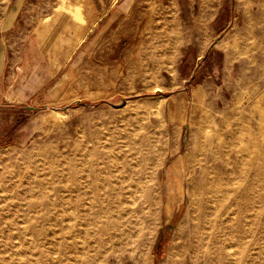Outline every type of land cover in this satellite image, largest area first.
I'll list each match as a JSON object with an SVG mask.
<instances>
[{"label": "rangeland", "instance_id": "rangeland-1", "mask_svg": "<svg viewBox=\"0 0 264 264\" xmlns=\"http://www.w3.org/2000/svg\"><path fill=\"white\" fill-rule=\"evenodd\" d=\"M82 1L40 104L0 108V264H264V0Z\"/></svg>", "mask_w": 264, "mask_h": 264}, {"label": "crops", "instance_id": "crops-1", "mask_svg": "<svg viewBox=\"0 0 264 264\" xmlns=\"http://www.w3.org/2000/svg\"><path fill=\"white\" fill-rule=\"evenodd\" d=\"M55 3L0 2V108H36L93 33L86 1Z\"/></svg>", "mask_w": 264, "mask_h": 264}, {"label": "bare ground", "instance_id": "bare-ground-1", "mask_svg": "<svg viewBox=\"0 0 264 264\" xmlns=\"http://www.w3.org/2000/svg\"><path fill=\"white\" fill-rule=\"evenodd\" d=\"M21 180V179H20ZM3 190V189H2ZM3 192V191H2Z\"/></svg>", "mask_w": 264, "mask_h": 264}]
</instances>
